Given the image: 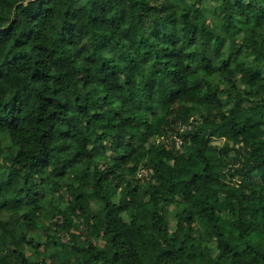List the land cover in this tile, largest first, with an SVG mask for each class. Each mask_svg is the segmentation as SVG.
<instances>
[{"label": "trees", "instance_id": "16d2710c", "mask_svg": "<svg viewBox=\"0 0 264 264\" xmlns=\"http://www.w3.org/2000/svg\"><path fill=\"white\" fill-rule=\"evenodd\" d=\"M207 1L0 0V264H264V0Z\"/></svg>", "mask_w": 264, "mask_h": 264}, {"label": "rangeland", "instance_id": "374dc122", "mask_svg": "<svg viewBox=\"0 0 264 264\" xmlns=\"http://www.w3.org/2000/svg\"><path fill=\"white\" fill-rule=\"evenodd\" d=\"M207 3L208 4H211V2L209 0L207 1ZM211 17H212V19H214L213 16H211ZM192 71H193V69L190 70V72H192ZM107 133H111L112 134L113 131L109 130V131H107ZM184 136L185 135H183V133H182L181 134V137L183 139H185ZM204 136L205 135L202 134V135H197L195 137H191L190 138V142L195 143V144H197V143L198 144L199 143H204L205 142L204 141ZM1 137H2L1 138V145H0L1 152L15 151L16 150V148L11 143L10 138L7 135H3ZM158 139H161V137H159ZM168 145H170V144H168ZM171 145H174V144H171ZM172 147L169 146V149H171ZM182 147H183L182 145H176L175 144V148L177 150L182 149ZM209 153L210 154H215L216 153L215 148L209 147ZM163 155L164 156H168L178 166L185 165V160H184V158L182 156H176L175 157L174 155L170 154L169 151H166V150L163 152ZM137 164L139 165V163H137ZM1 170H4V168L2 167ZM68 175H71L70 170L68 171ZM135 176H137V177H145V176H147V173H146V171L141 170ZM86 183H87V186L88 187H92V185H93V173H89ZM40 205H41V202H40ZM145 219H146V222H147L146 227H147V229H150V225L148 223V214H147V212H145ZM25 231H26V228H25L24 223H20L17 226L16 234H17V236H20L21 233L22 232H25ZM40 233H41V231H40ZM98 236H99L98 242L100 244L105 243V242H108L110 240L109 237L106 238L102 233L99 234ZM70 238L73 241H76V239H77L76 238V234L74 233V234H72L70 236H65V240H68ZM2 242H5V237H2ZM62 251L63 250L56 251L51 257L48 258V262L51 263V264H69V262H70V258L68 257L69 255L63 253ZM28 254H31V252L28 251ZM38 256L41 257L42 255L39 254ZM79 256L82 257V258H84V259H86V260L89 259V256L87 254H85V253H82Z\"/></svg>", "mask_w": 264, "mask_h": 264}, {"label": "built area", "instance_id": "2783aa9c", "mask_svg": "<svg viewBox=\"0 0 264 264\" xmlns=\"http://www.w3.org/2000/svg\"><path fill=\"white\" fill-rule=\"evenodd\" d=\"M187 129V124L185 122H179L176 126V131L174 133L171 134V137L168 138L166 141V143L168 144H176V145H182L184 144V139L181 137V134L185 132V130ZM164 137L161 136V139L159 140H163Z\"/></svg>", "mask_w": 264, "mask_h": 264}]
</instances>
